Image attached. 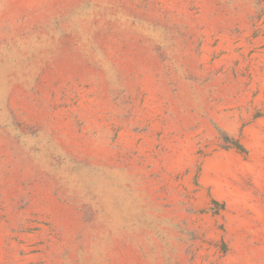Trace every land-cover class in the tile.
<instances>
[{
    "label": "rangeland",
    "instance_id": "374dc122",
    "mask_svg": "<svg viewBox=\"0 0 264 264\" xmlns=\"http://www.w3.org/2000/svg\"><path fill=\"white\" fill-rule=\"evenodd\" d=\"M0 264H264V0H0Z\"/></svg>",
    "mask_w": 264,
    "mask_h": 264
}]
</instances>
